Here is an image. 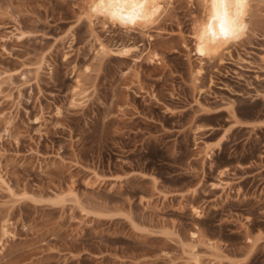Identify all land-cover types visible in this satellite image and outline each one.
<instances>
[{"label":"rangeland","instance_id":"obj_1","mask_svg":"<svg viewBox=\"0 0 264 264\" xmlns=\"http://www.w3.org/2000/svg\"><path fill=\"white\" fill-rule=\"evenodd\" d=\"M164 7L0 0V264H264V0L211 57Z\"/></svg>","mask_w":264,"mask_h":264},{"label":"clouds","instance_id":"obj_2","mask_svg":"<svg viewBox=\"0 0 264 264\" xmlns=\"http://www.w3.org/2000/svg\"><path fill=\"white\" fill-rule=\"evenodd\" d=\"M202 13L193 28L196 54L204 57L239 44L248 35L249 0H201ZM87 10L124 33L147 34L165 14L161 0H87Z\"/></svg>","mask_w":264,"mask_h":264},{"label":"bare ground","instance_id":"obj_3","mask_svg":"<svg viewBox=\"0 0 264 264\" xmlns=\"http://www.w3.org/2000/svg\"><path fill=\"white\" fill-rule=\"evenodd\" d=\"M171 0H161V3H162V6L164 7V4L166 5V2H170ZM250 1L251 0H249V4H250ZM172 4V3H171ZM164 9L166 10V8L164 7ZM216 52V51H215ZM154 54V53H153ZM195 264H199V262L198 261H196V263Z\"/></svg>","mask_w":264,"mask_h":264}]
</instances>
